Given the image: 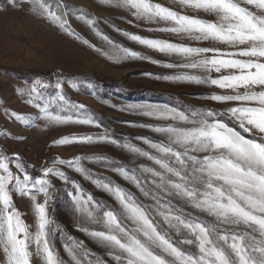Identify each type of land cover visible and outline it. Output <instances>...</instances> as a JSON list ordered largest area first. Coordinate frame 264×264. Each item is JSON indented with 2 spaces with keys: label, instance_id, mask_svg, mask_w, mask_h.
<instances>
[{
  "label": "snow or ice",
  "instance_id": "1",
  "mask_svg": "<svg viewBox=\"0 0 264 264\" xmlns=\"http://www.w3.org/2000/svg\"><path fill=\"white\" fill-rule=\"evenodd\" d=\"M17 6V0H10ZM32 11L59 26L68 35L80 39L68 24L67 6L51 0H26ZM256 12L242 7L238 0H181L190 8L215 14L219 23H210L153 4L150 0H102V3L125 8L136 18L152 21H171V28L159 29L182 33L196 40H214L232 47L247 45L233 52L215 48H193L161 40L144 39L125 34L129 39L165 54H175L188 62L164 67H181L219 72L222 68L238 70L239 74L206 79L194 75H177L165 79L210 83L220 88L249 89L259 86V92L238 91L234 95L207 97L215 102H238L239 106L226 110L230 119L244 132L256 129L264 134V0H243ZM258 13V14H257ZM85 23L93 27L98 36L112 45L116 62L131 58L147 59L103 36L94 27V20L85 14ZM87 44L88 41L84 40ZM213 53L211 58L205 54ZM108 55V53H105ZM199 57V59H191ZM237 57H248L239 59ZM49 84L36 79L30 88L20 90L29 97L28 103L37 107L42 118L52 124L79 123L96 125L87 111L73 119L62 116L61 111L84 109V105L71 102L62 92L44 98L40 89ZM39 101V102H38ZM253 105V106H249ZM55 108L53 112L50 109ZM134 111L159 120L181 122L182 126H157L152 131L167 137V143L142 138L152 151L130 143L119 144L107 135L73 136L58 141V145L71 143L111 142L153 166L141 165L131 170L117 166L126 181L133 184L150 205L140 203L130 192L104 178L93 177L77 157L73 161H53L81 173L119 204L121 211L107 208L101 202L83 194V190L56 168H45L43 177L32 178L18 157L9 161L0 154V248L7 264H30L34 244L44 264H64L54 251L51 240L60 229L48 215L51 201L49 175L58 176L75 188L72 196L74 212L78 214V230L107 250L116 264H264V137L260 140L245 138L236 128L219 117L224 113L211 110H191L189 113L167 106L129 105ZM16 119H25L17 116ZM30 122V121H29ZM107 159V158H102ZM14 163L20 175L10 170ZM139 173V174H137ZM11 185V188H9ZM11 191L28 196L33 203L36 232L32 233L15 208ZM43 194L44 203L37 195ZM195 210L198 214L193 215ZM85 225H96L98 228ZM62 231V230H61ZM65 250L72 264H103L99 259H89L90 251L83 241L68 237Z\"/></svg>",
  "mask_w": 264,
  "mask_h": 264
},
{
  "label": "rangeland",
  "instance_id": "2",
  "mask_svg": "<svg viewBox=\"0 0 264 264\" xmlns=\"http://www.w3.org/2000/svg\"><path fill=\"white\" fill-rule=\"evenodd\" d=\"M150 2L168 8L178 15L210 23L220 22V18L215 14L190 8L182 4L181 0ZM238 2L242 7L256 12L253 6L246 5L243 0ZM51 3L53 8L57 3L67 6L68 24L80 39L68 35L59 26L34 13L26 0H17L15 7L10 0H0V154L7 156L9 161L18 157L32 178H41L46 167H54L63 172L70 181H75L85 196L90 195L93 200L119 213L121 209L117 201L108 192L98 188L92 179L85 178L81 173L65 165L53 163L83 157L86 159L82 160L81 164L93 177L111 181L132 193L140 203L150 205L153 201L113 170L121 165L129 170L138 169L141 165L153 166L150 161L111 142L58 145V141L73 136L107 135L119 144L130 143L146 151H152L142 138L167 143V137L152 131V128L182 126L181 122L148 117L139 111L131 110L129 105L167 106L185 113L191 110H211L224 113L219 118L230 126L229 122H234L226 110L239 106L238 102L219 103L207 97L234 95L237 91L243 94L245 91L262 90L259 86L233 90L210 83L197 84L191 81L165 79L187 74L211 80L239 73L238 70L230 68H222L219 72L215 69L205 72L201 69L164 67L167 64L179 65L188 61L175 54H165L148 48L129 39L125 34L193 48H215L221 52L238 51L247 45L232 47L211 39L196 40L182 33L160 31L159 29L175 25L171 21L158 18L152 21L138 19L130 10L106 5L102 0H51ZM85 14L94 20L95 29L103 36L147 59L129 57L116 62L109 58L112 55V45L84 22ZM84 40L88 43H83ZM205 55L211 58L213 53ZM36 79L50 85L46 89H40L44 98L54 97L61 91L55 88L59 80L63 94L74 104L85 106L79 112L74 109L66 110L59 112L60 115L76 119L87 111L99 126L79 123L52 124L43 119L39 109L28 103L29 97L20 92L30 88ZM50 110L56 111L55 108ZM17 116L25 119H16ZM234 124L240 129L238 123ZM240 130L244 136L251 135L257 139L264 137V134L256 129L250 132ZM9 167L14 174L20 175L23 179L14 163H10ZM48 180L51 189H54L47 206L48 215L62 230H58L51 240L57 256L64 264H72L65 250V243L68 242V237H71L76 241H83L84 246L94 254L90 255L89 259H99L103 264H116L105 248L78 230L80 219L74 212L72 196L69 195L75 193L74 186L63 182L58 176L49 175ZM10 195L24 223L32 233H35L36 218L32 200L16 191H11ZM36 200L38 203H44L45 197L39 194ZM192 211L193 215L198 214L195 210ZM85 226L98 228L96 225ZM29 251L32 253L30 264H44L34 244ZM0 264H7L2 248Z\"/></svg>",
  "mask_w": 264,
  "mask_h": 264
},
{
  "label": "trees",
  "instance_id": "3",
  "mask_svg": "<svg viewBox=\"0 0 264 264\" xmlns=\"http://www.w3.org/2000/svg\"><path fill=\"white\" fill-rule=\"evenodd\" d=\"M229 124H230L231 127H234V128H236V129H238V126L235 125L234 123L229 122ZM238 130H240V129H238ZM240 132H242V131L240 130ZM243 134H245V133H243ZM245 137H246V138H251V139H257L256 137L251 136V135H245ZM257 140H260V139H257Z\"/></svg>",
  "mask_w": 264,
  "mask_h": 264
}]
</instances>
